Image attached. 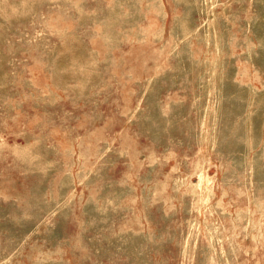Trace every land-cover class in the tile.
I'll list each match as a JSON object with an SVG mask.
<instances>
[{"label": "rangeland", "instance_id": "obj_1", "mask_svg": "<svg viewBox=\"0 0 264 264\" xmlns=\"http://www.w3.org/2000/svg\"><path fill=\"white\" fill-rule=\"evenodd\" d=\"M0 264H264V0H0Z\"/></svg>", "mask_w": 264, "mask_h": 264}, {"label": "bare ground", "instance_id": "obj_2", "mask_svg": "<svg viewBox=\"0 0 264 264\" xmlns=\"http://www.w3.org/2000/svg\"><path fill=\"white\" fill-rule=\"evenodd\" d=\"M205 177V176H204ZM202 191V190H201Z\"/></svg>", "mask_w": 264, "mask_h": 264}]
</instances>
